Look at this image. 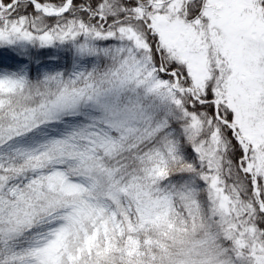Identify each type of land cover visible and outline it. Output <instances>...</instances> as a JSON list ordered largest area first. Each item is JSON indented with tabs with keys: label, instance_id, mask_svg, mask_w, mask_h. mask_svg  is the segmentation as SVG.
I'll return each mask as SVG.
<instances>
[{
	"label": "snow or ice",
	"instance_id": "obj_1",
	"mask_svg": "<svg viewBox=\"0 0 264 264\" xmlns=\"http://www.w3.org/2000/svg\"><path fill=\"white\" fill-rule=\"evenodd\" d=\"M0 264H264V0H0Z\"/></svg>",
	"mask_w": 264,
	"mask_h": 264
}]
</instances>
